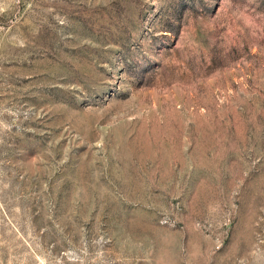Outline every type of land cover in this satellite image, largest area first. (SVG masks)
Wrapping results in <instances>:
<instances>
[{
    "label": "rangeland",
    "instance_id": "1",
    "mask_svg": "<svg viewBox=\"0 0 264 264\" xmlns=\"http://www.w3.org/2000/svg\"><path fill=\"white\" fill-rule=\"evenodd\" d=\"M0 264H264V0H0Z\"/></svg>",
    "mask_w": 264,
    "mask_h": 264
}]
</instances>
